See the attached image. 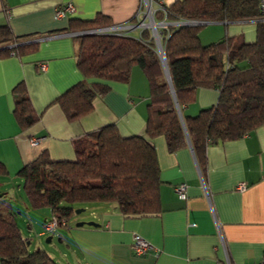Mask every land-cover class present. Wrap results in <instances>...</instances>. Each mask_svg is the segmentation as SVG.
<instances>
[{"label": "crops", "instance_id": "crops-1", "mask_svg": "<svg viewBox=\"0 0 264 264\" xmlns=\"http://www.w3.org/2000/svg\"><path fill=\"white\" fill-rule=\"evenodd\" d=\"M165 1L172 0H0V28L6 26L9 31L3 38L0 35V165L5 170L0 185L13 212L11 181L21 184L18 170L42 150L53 159L72 160L88 148L90 131L112 123L126 136L141 133L145 125L149 87L137 65L127 82H107L108 90L93 99L90 113L72 121L65 118L55 99L82 79L76 66L75 36L80 33L68 29L69 20L92 19L102 13L111 20L105 26L108 32L120 27V33L138 36L149 28L154 37L152 28L146 26L149 18L143 14ZM67 4L73 6L72 11L64 10ZM56 9H63L64 15L56 17ZM213 23L223 24L229 35L246 42L255 40L254 20ZM27 42L35 46L18 54L5 50ZM41 63L44 70L39 69ZM19 82L39 116L27 128L19 125L13 113L19 96L13 89ZM217 98L216 89L199 87L195 101L183 112L196 114ZM33 138L36 144L31 143ZM153 144L161 210L152 215H125L113 202L94 205L90 217H77L61 226L68 236L71 259L67 264H216L223 258L219 230L233 264L259 262L264 251V124L241 138L208 145L203 171L189 145L171 152L162 136L153 138ZM182 182L187 185L185 198L174 191ZM239 183L245 185L243 190L236 189ZM27 204L28 200L23 202L25 208ZM88 220L99 225L75 226L77 221ZM21 234L27 238L22 230ZM133 234L141 235L152 248L135 254Z\"/></svg>", "mask_w": 264, "mask_h": 264}, {"label": "trees", "instance_id": "trees-1", "mask_svg": "<svg viewBox=\"0 0 264 264\" xmlns=\"http://www.w3.org/2000/svg\"><path fill=\"white\" fill-rule=\"evenodd\" d=\"M153 18L170 22L254 20L256 36L246 42L226 31L203 44L199 37L203 24L160 27L169 82L149 28L138 36L117 32L76 35V66L82 79L55 99L65 118L72 121L90 113L93 99L108 90L107 82H127L137 65L149 87L145 125L141 133L126 136L112 123L90 131L88 148L72 160L53 159L42 150L16 174L22 179L30 208L48 207L51 214L67 222L75 204L84 207L91 202L116 203L125 215L156 214L161 210V180L153 138L162 136L171 152L190 144L203 171L208 145L241 138L264 124V13L257 0L165 1ZM109 25L110 18L97 13L92 19L71 18L68 29L86 31ZM8 33L1 26V38ZM34 42L5 50L18 54L34 47ZM199 87L216 89L217 101L196 114H184L183 108L195 101ZM13 90L19 94L15 118L22 128L30 127L39 116L23 83ZM2 173L5 170L0 165ZM10 208L9 200L0 198V264H58L44 250L29 249V240L22 236Z\"/></svg>", "mask_w": 264, "mask_h": 264}, {"label": "rangeland", "instance_id": "rangeland-1", "mask_svg": "<svg viewBox=\"0 0 264 264\" xmlns=\"http://www.w3.org/2000/svg\"><path fill=\"white\" fill-rule=\"evenodd\" d=\"M154 22H158L157 24ZM167 26V24L160 23V21L151 22L150 27L154 31V38L157 44V52L161 54V43H160V27ZM155 28V30H154ZM226 33V27L220 23H208L203 24L199 31V37L203 44L215 41L222 37ZM10 189L12 190V196L14 201L11 202L15 212V218L20 226L23 234L29 240V249L34 250L40 248L47 252L50 257L53 258L58 264H67L71 259L70 251L67 248L66 241L68 240L67 232L61 226L53 231H45L44 229V216H49L48 207L41 208H25L23 202H26L27 198L23 190V184L19 183L18 180L11 181ZM3 186L0 185V198L5 200V197L1 196ZM7 200V199H6ZM102 202H91L85 204V208L75 204L74 209L84 208L78 213L72 215L69 223H73L77 217H90L89 212L91 208L95 207ZM17 204V206H16ZM84 206V205H83ZM49 237V240H46Z\"/></svg>", "mask_w": 264, "mask_h": 264}, {"label": "built area", "instance_id": "built-area-1", "mask_svg": "<svg viewBox=\"0 0 264 264\" xmlns=\"http://www.w3.org/2000/svg\"><path fill=\"white\" fill-rule=\"evenodd\" d=\"M257 3H258V6H259L261 12L264 13V0H257ZM161 5L162 4H160V6ZM64 10L72 11L73 10V6L71 4H67ZM64 10L63 9H56V11H55L56 17H62L64 15ZM153 12H154V9H151L149 7L146 10V12H144V14H143L147 19L149 18L147 20L146 26L150 27L151 22L153 23V21H151L152 19H154L153 18ZM181 21L182 20L173 21V22L160 21V23H164V24H167V25H179L181 23ZM91 30H93V33H95V32H108L107 29H105V27H101V28H97V29H91ZM119 30H120V27H117L115 29L113 27L112 31H109V32H113V31L119 32ZM39 69L40 70H44L45 69V64L41 63ZM37 142H38V140L35 139V138H33L31 140L32 144H36ZM186 187H187V185L184 182L179 183V184L174 186V191H175V193L177 194L178 197H180V198H185L186 197ZM244 188H245V185L243 183H239L236 186L237 190H243ZM67 225H68V222L64 218L59 219L54 214H51L49 216V218H47L44 221V229H45V231H53V230L57 229L60 226H67ZM217 227L219 228V224L218 223H217ZM218 234H219V244H220V247H221V250H222V253H223V258H222L221 261H218L216 264H233L231 259H230V257H229L228 251H227L226 241H225L223 235L221 234L220 230H219ZM131 247H132V250L134 251V253L137 254V255L145 254L149 249L152 248L151 244L139 234H133ZM255 264H264V251H262L261 260L259 262L255 263Z\"/></svg>", "mask_w": 264, "mask_h": 264}, {"label": "water", "instance_id": "water-1", "mask_svg": "<svg viewBox=\"0 0 264 264\" xmlns=\"http://www.w3.org/2000/svg\"><path fill=\"white\" fill-rule=\"evenodd\" d=\"M151 21H154V19H152ZM212 22H214V21H206V20H182L179 25H198V24H208V23H212ZM154 23L157 24L158 22H154ZM154 30H155V28H154ZM88 32L89 33H93V30L79 31L77 33H88ZM159 58H160V60L162 62V65L164 67L165 76H166L167 80L170 82V76H169V73H168L167 64H166V61H165V56H164V52H163L162 47H161V54H159ZM180 117H181V113H180ZM189 146H190V144H189ZM81 210H83V208L75 209L74 212L75 213H78ZM84 224L91 225V226H98L99 225L98 223H96L95 221H92V220H88V221H77V222H75V226H82ZM46 240H49V237Z\"/></svg>", "mask_w": 264, "mask_h": 264}]
</instances>
